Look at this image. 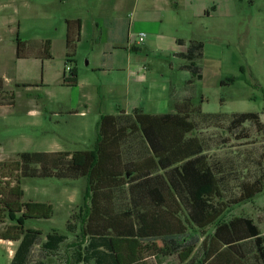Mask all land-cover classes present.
I'll return each instance as SVG.
<instances>
[{
	"label": "rangeland",
	"instance_id": "374dc122",
	"mask_svg": "<svg viewBox=\"0 0 264 264\" xmlns=\"http://www.w3.org/2000/svg\"><path fill=\"white\" fill-rule=\"evenodd\" d=\"M231 8L232 18L223 23L222 15ZM30 10L20 9L17 12L10 6L0 9V264H11L19 246L17 242L4 239L8 229L16 223L3 213L4 203L16 199L12 190L18 178L22 179L21 189L25 192L22 202L47 203L54 208L52 219L26 221L27 228L42 232L27 264H74L73 254L79 245L77 235L84 244L88 242L83 235V224L74 218L80 214V208L85 213L92 210L88 180L21 177L17 162L23 153H45L51 157L45 158L47 160L57 159L58 154L64 152L94 153L99 140V125L105 116L115 114L120 109L133 111L136 107L146 106V103L157 102L160 95L150 98L153 90L147 91L143 79L157 84L168 83L177 94L188 91L193 96L194 104L200 106L204 114L232 116L257 113L264 124V0H235L234 5L220 2V17L207 25L209 31L206 32L202 26L197 30L200 37L196 34V40L208 45V51L203 61H197L204 79L195 80L193 84L187 82L193 78L190 73L178 70V65L183 61L159 52L146 53L143 45L137 46L138 55L132 53V62L125 51L115 52L114 56L110 51L105 58H100L97 57L99 48L106 47L107 40L94 42L86 37L78 44L70 63L66 38L63 37L58 18L38 19L35 9ZM48 12L56 15L54 9ZM10 14L21 24L9 30L2 22L3 15ZM18 37L38 47L51 40L52 57L17 59ZM38 51L37 48L33 53ZM99 59L103 60V70H95ZM129 63L142 66L139 72L133 73L132 80ZM184 63L188 64V61ZM68 67L78 71L79 83L75 87L64 85V74L70 73ZM163 105L166 111L175 110L171 105ZM226 128L227 123L212 122L204 124L202 129L208 136L213 134L214 138ZM245 131L247 139L230 138L227 150L223 149V144L216 147L220 137L212 139L215 140L212 144L216 147L215 156L232 158L240 167L247 165V180L260 179L262 191L254 200L229 210L222 221L234 217L251 218L264 235V127L250 123ZM120 144L124 161L144 162L147 149L140 137L127 134ZM145 151V155H140ZM115 170L124 174L126 169L116 167ZM129 170L133 173L128 179H136V169L130 167ZM126 184L127 181L122 178L116 184L102 185L104 190L96 197L99 210L114 215L122 229L130 222L137 225L139 204L142 212L151 209L150 206L147 208L148 203H139V197L132 200V185ZM239 194L238 189L232 196ZM69 224L70 228L76 224V229L69 230ZM71 230L74 232L71 233ZM214 231L215 226L203 233H195L200 243L190 264H209L206 251L213 243ZM52 232L69 236L56 252L43 249L46 235ZM151 241L154 239H146L144 244ZM157 243L163 248L162 241L158 240ZM144 257L148 264H168L152 257L148 248ZM177 258L176 255L168 257L174 264L179 263Z\"/></svg>",
	"mask_w": 264,
	"mask_h": 264
},
{
	"label": "trees",
	"instance_id": "16d2710c",
	"mask_svg": "<svg viewBox=\"0 0 264 264\" xmlns=\"http://www.w3.org/2000/svg\"><path fill=\"white\" fill-rule=\"evenodd\" d=\"M80 29V21L67 22L66 44L70 63L76 53ZM51 44L46 41L38 47L18 37L17 59L51 58ZM204 45L193 42L184 56L188 61L185 69L198 80H202V69L197 61L204 57ZM37 48L39 51L33 53ZM78 83L77 69H71L69 74L65 72V86L75 87ZM212 122L227 123V128L213 138V134L208 136L202 129L204 124ZM250 123L264 127L257 113L204 114L200 106L193 104V98L187 97L177 103L173 114L150 115L136 109L132 114L105 116L99 125V140L94 153L64 152L54 160H47L51 157L45 153H23L17 162L20 166L17 170L26 178L88 180L92 210L85 213L80 208V214L74 216L83 224V235L88 242L84 244L77 235L79 245L73 254L74 264H148L144 257L147 248L161 263L174 264L168 257L176 255L178 264H190L200 243L195 233H203L213 226V243L206 251L209 264H264V235L255 221L247 217L222 221L229 210L254 200L261 193L260 179L247 180V165L240 167L232 158L215 156L218 145L223 144V149H229L230 138L247 139L245 127ZM130 133L140 137L147 149V154L146 151L140 153L146 154L142 164L124 161L120 141ZM216 137L220 139L215 147L212 139ZM116 167L126 169L124 174L116 172ZM130 167L136 169V179H128L133 173ZM122 178L127 181L126 185H132V200L139 197V203L146 202L147 208L151 207L142 212L139 204L137 225L130 222L123 229L114 215L99 210L96 199L105 185L116 184ZM21 180L17 179L12 190L16 199L6 201L3 209L5 216L16 223L8 229L4 239L19 243L11 264H27L31 250L42 234L27 228L26 221L49 220L54 215L50 204L21 201L25 195ZM238 189L240 194L232 196ZM68 229H76V224L71 228L69 224ZM68 239L67 234L49 233L43 249L56 252ZM146 239L154 241L147 246L144 244ZM158 240L163 242V248L159 247Z\"/></svg>",
	"mask_w": 264,
	"mask_h": 264
},
{
	"label": "crops",
	"instance_id": "0c3cea01",
	"mask_svg": "<svg viewBox=\"0 0 264 264\" xmlns=\"http://www.w3.org/2000/svg\"><path fill=\"white\" fill-rule=\"evenodd\" d=\"M235 0H0V9L7 6L14 7L15 10L35 9L36 18H58L59 24H62L63 37L67 38V22L80 21V44L86 37L92 38L94 42H108L106 47H100L97 57L105 58L112 52L125 51L132 62V53L138 55L137 46L143 45L146 53H162L164 56L172 57L183 61L178 65V70L186 71L188 64L184 63V56L187 54L189 47L196 40V34L200 37L197 30L202 26L205 31H209L207 25L218 20V7L220 2L234 5ZM49 9H54L56 15H50ZM232 8L222 15L223 23L232 18ZM3 25L13 29L12 26L21 24L16 17L3 15ZM5 26V27H6ZM19 28V25H18ZM61 30V29H60ZM146 35L143 42L140 41V34ZM66 35V36H65ZM18 36V33H17ZM51 41V40H46ZM45 41V42H46ZM51 53L53 42L51 41ZM77 44V48H78ZM67 50V44H66ZM208 45H204V57L207 55ZM68 52V51H67ZM200 61V62H201ZM95 70H103L104 64L102 59L96 61ZM100 68V69H99ZM130 70V80L134 79L133 73L140 71L142 66L138 64L128 65ZM202 69V68H201ZM202 80L204 76L201 70ZM136 78V77H135ZM144 85L149 92L154 95H160L154 104L142 105L133 111L120 109L115 114L120 113L132 114L136 109L142 110L145 114L163 115L176 113V105L183 99L193 98L192 94L184 91L177 94L172 86L168 83L146 82ZM196 79L191 78L189 84H193ZM198 80V81H202ZM138 81V80H136ZM134 81V82H136ZM153 100V99H152ZM166 100V102H165ZM175 100V102H174ZM151 101V100H150ZM171 105L174 111H166L164 105ZM194 104V100H193ZM198 106L197 104H194ZM162 110V111H161Z\"/></svg>",
	"mask_w": 264,
	"mask_h": 264
},
{
	"label": "built area",
	"instance_id": "2783aa9c",
	"mask_svg": "<svg viewBox=\"0 0 264 264\" xmlns=\"http://www.w3.org/2000/svg\"><path fill=\"white\" fill-rule=\"evenodd\" d=\"M146 35L144 33L140 34V41L143 42L145 39ZM67 70L70 72L71 68H67Z\"/></svg>",
	"mask_w": 264,
	"mask_h": 264
}]
</instances>
